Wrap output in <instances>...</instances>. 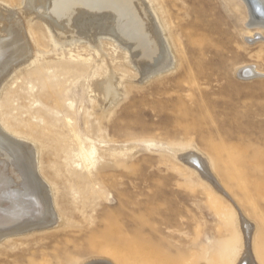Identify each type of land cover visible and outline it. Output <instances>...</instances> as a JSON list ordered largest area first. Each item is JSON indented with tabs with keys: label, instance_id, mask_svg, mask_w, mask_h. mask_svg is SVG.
<instances>
[{
	"label": "rangeland",
	"instance_id": "obj_1",
	"mask_svg": "<svg viewBox=\"0 0 264 264\" xmlns=\"http://www.w3.org/2000/svg\"><path fill=\"white\" fill-rule=\"evenodd\" d=\"M24 1L0 0L22 27ZM143 1L171 61L149 76L124 49L56 48L71 32L50 19L73 7L30 16L37 51L0 86V132L34 149L57 219L0 238V264H264V28L242 0ZM79 53L92 68L63 72Z\"/></svg>",
	"mask_w": 264,
	"mask_h": 264
},
{
	"label": "bare ground",
	"instance_id": "obj_2",
	"mask_svg": "<svg viewBox=\"0 0 264 264\" xmlns=\"http://www.w3.org/2000/svg\"><path fill=\"white\" fill-rule=\"evenodd\" d=\"M25 1L27 13L24 18L27 22L23 24V27L17 23V18L6 15L0 6V86L10 70L12 71L18 65L24 66L32 60L37 46L30 41L31 45L27 39V34L32 31L30 16L35 12L45 10L46 6L49 12H55L65 4L75 10L74 15L67 12L68 18L65 22L50 19L56 29L70 28L66 31L71 32L66 41H63V38L58 41L57 37L52 35L56 48L64 50L66 42H69L71 46L84 44L85 47L92 49L97 56L102 55L101 48L106 51V47H114L112 51L114 55L119 48L124 49L128 54H132V62L141 69L143 76L160 72L171 65L169 50L162 39L160 29L156 25V20L153 19L154 16L152 17L148 12L147 5L143 0H97L96 4L101 7L105 3L103 10L101 9L105 14L99 17L89 15L91 7H88L87 0ZM242 1L253 15L252 19L254 20L250 25H260L264 28V0ZM100 6L98 8H101ZM145 43H149L146 49L143 48ZM115 44H118L117 47ZM71 60L82 64L77 68L63 65V72L81 73L79 70L88 69L92 66V62H95L94 57L83 56L80 53L76 57L71 55ZM112 60L114 62L115 58ZM19 61L23 62L18 64ZM16 63L17 66H15ZM252 70L254 71V69ZM240 72H245V76H250L248 70ZM8 75L10 76V74ZM105 91L108 95L113 93L110 83L106 85ZM18 143L0 132V238L10 233L29 231L34 227H50L56 223L57 219L52 211L47 190L35 176V166L29 159L34 149L30 150L31 145L25 146L24 142V145ZM81 149L86 165H93L95 152L86 151L83 147ZM195 161L200 164L197 159ZM243 262V264H248V259ZM82 264L109 263L89 261Z\"/></svg>",
	"mask_w": 264,
	"mask_h": 264
}]
</instances>
